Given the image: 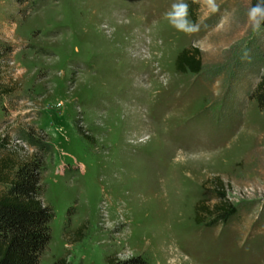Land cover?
Instances as JSON below:
<instances>
[{
	"label": "rangeland",
	"instance_id": "obj_1",
	"mask_svg": "<svg viewBox=\"0 0 264 264\" xmlns=\"http://www.w3.org/2000/svg\"><path fill=\"white\" fill-rule=\"evenodd\" d=\"M173 2L0 0V135L33 129L50 147L39 264H264V109L251 96L264 28L252 31L250 0H215V13L188 0L202 23L185 34L164 17ZM193 46L200 71H177ZM213 176L235 213L196 224Z\"/></svg>",
	"mask_w": 264,
	"mask_h": 264
},
{
	"label": "trees",
	"instance_id": "obj_2",
	"mask_svg": "<svg viewBox=\"0 0 264 264\" xmlns=\"http://www.w3.org/2000/svg\"><path fill=\"white\" fill-rule=\"evenodd\" d=\"M255 0H250V6ZM264 26V21H261ZM198 47L182 49L175 58V68L180 72L197 73L201 69ZM264 55V54H263ZM0 95L2 91L0 90ZM259 108L264 109V73L258 78L251 93ZM16 140L35 148V152L22 157L18 142L7 134L0 135V264H39V257L50 239L48 222L53 216L52 208L42 199L41 173L44 168V147H49L43 137L33 129L22 130ZM215 189L216 201L209 207L199 200L194 206L196 224L212 226L227 220L235 213V206L227 200L219 176L209 177L204 185ZM212 217L211 220H206ZM77 229L76 233H79ZM53 264H69L65 257ZM108 264H147L140 255L126 258H109Z\"/></svg>",
	"mask_w": 264,
	"mask_h": 264
},
{
	"label": "clouds",
	"instance_id": "obj_3",
	"mask_svg": "<svg viewBox=\"0 0 264 264\" xmlns=\"http://www.w3.org/2000/svg\"><path fill=\"white\" fill-rule=\"evenodd\" d=\"M204 4L210 13H215L218 10L215 0H204ZM164 17L169 25L178 32L191 34L200 31L202 22H193L189 18L188 0H174L170 9L164 13ZM247 19L253 32H258L264 28L261 25V21H264V0H255V3L248 9Z\"/></svg>",
	"mask_w": 264,
	"mask_h": 264
}]
</instances>
